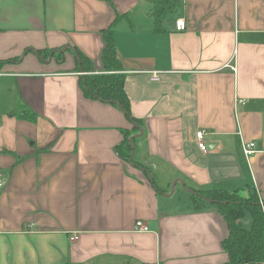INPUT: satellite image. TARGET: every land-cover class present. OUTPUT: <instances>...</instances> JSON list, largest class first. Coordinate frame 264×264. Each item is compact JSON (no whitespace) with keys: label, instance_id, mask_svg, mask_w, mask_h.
<instances>
[{"label":"crops","instance_id":"crops-1","mask_svg":"<svg viewBox=\"0 0 264 264\" xmlns=\"http://www.w3.org/2000/svg\"><path fill=\"white\" fill-rule=\"evenodd\" d=\"M113 2L0 0V60L20 57L0 66V264H225L227 222L215 205L195 210L189 190L249 186L264 201V0H182L162 31L151 0ZM117 12L128 13L116 33L125 89L144 121L133 159L146 168L117 154L133 125L85 96L73 51L35 53L78 47L102 72ZM239 131L256 143L249 159Z\"/></svg>","mask_w":264,"mask_h":264},{"label":"trees","instance_id":"trees-1","mask_svg":"<svg viewBox=\"0 0 264 264\" xmlns=\"http://www.w3.org/2000/svg\"><path fill=\"white\" fill-rule=\"evenodd\" d=\"M105 1L115 7L113 0ZM182 4V0H151L150 15L153 18L154 30H165V19L168 15L179 11ZM127 17L128 13L117 12L111 24L102 31L105 41L102 52L104 66L102 72L95 71L91 59L78 47L66 46L63 51V48L60 51L55 49L36 50L35 53L44 61L52 55L51 59L55 58L58 62H63L65 53L68 50L73 51L77 61V70L81 73L80 85L85 96L118 107L133 125L131 130H122L124 138L116 146L117 154L125 161L146 168L132 159L133 133L138 132L144 126V121L132 113L130 98L125 89L126 73L116 46L117 25ZM31 51V48L26 50L27 53ZM19 60L20 57L0 60V66ZM23 112L20 117L33 122L37 120L38 116L34 111L24 108ZM7 152L11 151L7 150ZM192 191V193L190 192V204L195 210L215 205L227 222L228 235L222 242L223 248L228 254L225 264H261L264 261V201H260L257 191L249 186L233 189L224 187L192 188ZM248 213L252 220L249 228L245 227L242 222Z\"/></svg>","mask_w":264,"mask_h":264},{"label":"built area","instance_id":"built-area-1","mask_svg":"<svg viewBox=\"0 0 264 264\" xmlns=\"http://www.w3.org/2000/svg\"><path fill=\"white\" fill-rule=\"evenodd\" d=\"M187 28V22L186 19L184 17H180L176 19V29L179 31H183ZM161 77V73L159 72H153L152 74V79L153 80H159ZM240 136H241V143H242V151L244 156L249 159L251 157L252 154H254L256 152V143L254 141H248L245 138H243L242 136V132L239 131ZM206 132L204 130H199L196 133V138H197V142H198V147L200 150L207 152L208 151V146L204 141V136H205ZM6 183V178L4 177V175L0 172V190H2V188L4 187ZM259 196V194H258ZM260 201L263 202V200L261 199V197L259 196ZM136 228L137 230L140 231H148V226L147 224L143 221V220H138L136 222ZM261 264H264V261L261 262Z\"/></svg>","mask_w":264,"mask_h":264},{"label":"rangeland","instance_id":"rangeland-1","mask_svg":"<svg viewBox=\"0 0 264 264\" xmlns=\"http://www.w3.org/2000/svg\"><path fill=\"white\" fill-rule=\"evenodd\" d=\"M50 59H51V56L49 57L48 60ZM242 222L245 227H248V228L251 227L252 220H251V216L249 213L243 218Z\"/></svg>","mask_w":264,"mask_h":264},{"label":"water","instance_id":"water-1","mask_svg":"<svg viewBox=\"0 0 264 264\" xmlns=\"http://www.w3.org/2000/svg\"><path fill=\"white\" fill-rule=\"evenodd\" d=\"M63 50H65V48H63L62 51H63ZM57 51H58V50H57ZM59 51H60V50H59ZM51 58H52V55H51ZM82 74H84V73H82ZM140 130H141V129H140ZM131 142H132V140H131ZM132 159H133V152H132ZM176 183H177V181L174 182V185H175ZM189 192L192 193L193 191L190 189Z\"/></svg>","mask_w":264,"mask_h":264}]
</instances>
